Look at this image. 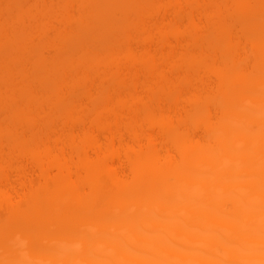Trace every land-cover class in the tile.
Masks as SVG:
<instances>
[{"label":"bare ground","instance_id":"obj_1","mask_svg":"<svg viewBox=\"0 0 264 264\" xmlns=\"http://www.w3.org/2000/svg\"><path fill=\"white\" fill-rule=\"evenodd\" d=\"M6 1L0 0V12ZM74 1L82 11L79 19L71 12ZM229 1V10L188 13V39L164 8L166 3L182 6L179 0H66L61 28L32 50L26 43L35 41L33 35L7 33L19 11L7 12L9 20L4 9L0 54L11 51L13 60L10 52L9 63L0 62V231L18 236L3 249L11 259L2 263L63 264L74 255L73 264H264V0ZM189 3L201 6L198 0ZM29 12L26 16L35 21L37 13ZM149 18L153 24H146ZM85 25L87 32L66 34ZM145 25L148 35L140 42L133 32ZM219 40L223 46L214 43ZM45 43L64 45L54 51L56 61L47 62ZM202 65L208 73L197 79ZM78 93L90 100L91 113ZM174 101L180 107L172 115L162 104ZM240 101L247 111L234 115L239 118L233 125L229 109ZM256 101L263 113L257 107L254 114ZM185 117L203 120V133L213 146L195 137L184 125ZM55 120L64 123L70 151L59 142L52 147L50 136L45 138ZM123 121L131 140L119 130ZM149 126L169 144H161ZM13 146H32L34 175L29 181V165L20 160L18 178L11 180L10 172L19 165L7 152ZM125 165L132 181L123 175ZM72 207L80 223L65 213ZM14 216L31 224L30 230L17 226L18 231L21 222ZM49 225L56 228L53 236ZM71 225L78 230L69 235ZM54 236L67 245L61 256L48 250ZM70 241H75L72 247Z\"/></svg>","mask_w":264,"mask_h":264},{"label":"rangeland","instance_id":"obj_2","mask_svg":"<svg viewBox=\"0 0 264 264\" xmlns=\"http://www.w3.org/2000/svg\"><path fill=\"white\" fill-rule=\"evenodd\" d=\"M19 1V0H18ZM18 1H17V3H15L16 2V0H7L6 1V3H7V5H5V4H2L3 6L2 7H4V6H7V7H5V8H3V11H4V9L6 10L5 11V13L4 14H6L7 12H9L8 13V15L10 16V12L12 13V14H16V12L18 13V11H19V18H18V15H17V17H15V18H17V21L16 20H14L13 22H9V24L6 26L7 28H6V30H7V33L10 31L11 33H8L9 35H12V34H17L18 33V36H23L22 34H25L24 35V37H29L30 35H33V37L35 38V41H33L32 43H30V41H28L27 43H26V46H27V49L28 50H32V46L33 47H35V45L39 42V41H45L48 37L46 36L47 34H48V36L50 37V38H52L53 39V37H54V33H53V31H56V29H59V28H61V19H62V17H63V14L65 13V9H66V0H21V2L20 3H18ZM116 1H121V0H116ZM179 1H182V3H181V5L182 6H174V7H171L170 5H167V3L165 4V6H164V8L165 9H167L168 8V10H167V13H166V15L168 16V17H170L171 19H173V21L174 22H176V28H177V30H178V32L179 33H183V35L185 36V37H187L188 39H190V33L192 32L191 31V28H192V25H191V23H190V20L188 19V13H191V12H195V13H197V11H200L201 13H203V11L205 10V11H214V12H216V11H219V10H229V9H231V3H230V1L229 0H227L228 2L225 4V3H209L208 2V0H198V2L199 3H201V6H197L196 8H192V4H190L189 2H191V0H179ZM251 1H256V0H251ZM73 2V1H72ZM17 4V5H16ZM167 5V6H166ZM192 5V6H191ZM175 7H177V9L175 8ZM262 7H263V10H264V3H263V5H262ZM1 9V8H0ZM8 9V10H7ZM157 9V8H156ZM33 11V15H35L36 13H37V15H36V17L38 18V20L36 19V17H34V20L35 21H37V22H35V21H33L32 19H31V17H28L29 16V11ZM46 10H50V17H48L47 16V12H46ZM163 10V9H162ZM162 10H161V12H162ZM179 12H178V11ZM2 11V10H1ZM2 11V12H3ZM20 11H22L23 12V14H21V12ZM155 10L153 9V11L152 12H154ZM2 12H0V13H2ZM29 12V13H28ZM71 12H72V14L76 17V18H80L81 17V15H82V11H81V9H80V7H79V5L77 4V3H75V1H74V4H73V8H72V10H71ZM178 12V13H177ZM176 13V14H175ZM26 14H28V16H26ZM2 16H3V13L1 14ZM7 14H6V16L8 17V19L10 20V18H9V16H8ZM22 15H24V16H22ZM115 15L117 16V17H121V15H120V13H119V11H117L116 13H115ZM180 15V16H179ZM250 18H255L256 17V12H251L250 14ZM5 16V15H4ZM4 16L2 17V19L0 18V20L2 21L3 19H4ZM5 16V18H7ZM23 17V18H20V17ZM25 17V18H24ZM28 17V18H27ZM12 19V18H11ZM5 20V19H4ZM19 20V21H18ZM150 20V18L149 19H146V24H153L154 23V21L152 20L151 22H148V21ZM256 20V19H255ZM203 21V20H202ZM263 22H264V19H263ZM2 23H3V21H2ZM104 23V22H103ZM246 25H249V21H245L244 22ZM40 26H39V25ZM35 25V26H34ZM42 25V26H41ZM33 26V27H32ZM84 26V25H83ZM40 27H44V28H46V30L44 29V28H42V32L45 30L46 32H48V33H42L40 30H39V28ZM247 28H248V26H246ZM35 28L37 29V30H35ZM147 28H149V26H147V25H145V27L143 28V29H137L136 30V32H133V36L137 39V40H139L140 42H142L143 40H145V38H146V36L148 35L147 34V31H146V29ZM33 29V30H32ZM44 29V30H43ZM155 29H157V28H155ZM16 30V32H14L13 33V31H15ZM39 30V31H38ZM48 30V31H47ZM87 30V27H86V25H85V27L84 28H79V27H77V26H75L74 27V29H70L66 34L67 35H70V36H75V35H78L79 33H81V32H87L86 31ZM163 30L166 32V33H170L171 32V28H169V27H166V25L165 26H163ZM33 31V33H34V31H35V33H36V35L35 34H31V32ZM44 31V32H45ZM38 32V33H37ZM29 33H30V35H29ZM40 33V34H39ZM108 33H114L113 31H108ZM42 34V35H41ZM105 35H108L107 34V32L106 33H104ZM109 34V35H110ZM36 37H35V36ZM45 35V36H44ZM16 36V35H15ZM112 36H115L114 34L112 35ZM14 37V36H13ZM31 37V36H30ZM47 37V38H46ZM106 37V36H105ZM109 37V36H108ZM44 38V39H43ZM110 38V37H109ZM41 39H43V40H41ZM51 39V40H52ZM39 40V41H38ZM47 40H50L49 38L47 39ZM114 40V39H113ZM115 40H118V41H124V39H121V37H119V36H117L116 37V39ZM173 40V38H171V41ZM43 41V42H44ZM117 42V41H116ZM215 42H217L219 45H224V41H221V40H219V41H214V43ZM246 42V41H245ZM120 43V42H119ZM33 44V45H32ZM0 45H1V41H0ZM216 45V44H215ZM46 46V47H45ZM45 46L43 47V48H46L45 49V51H44V57H46V60H47V62L49 61V62H54V61H56V59H55V57H53V55H54V51H56L57 49H58V47H60V46H64V45H60V44H54V43H52V44H48L47 43V45H46V43H45ZM1 47V46H0ZM170 46H166V49L169 51L170 50V48H169ZM182 46L179 48L180 50H182ZM1 52V51H0ZM4 52V51H3ZM11 52V51H10ZM10 52H8V51H5L4 52V55L3 54H0V56L1 55H3V56H1L4 60H2L1 58V60H0V62H2V64H7V63H9V60H8V62H7V58L8 57H6L7 55H8V53H10ZM41 52H43V51H41ZM222 53H223V51H221ZM2 53V52H1ZM224 54H225V52H224ZM11 55H13V52H11V54H10V57H11ZM219 56H221V55H219ZM10 57H9V59H10ZM13 57V56H12ZM11 57V59L13 60V58ZM33 57H34V55H33ZM207 57H208V59H209V56L207 55L206 57L204 56V58H205V61H207L208 59H207ZM207 59V60H206ZM12 60H11V62H12ZM210 60V59H209ZM209 60H208V62H209ZM7 62V63H6ZM10 62V63H11ZM4 64V65H5ZM200 69H198V74H196V77H197V79L200 77V76H205L208 72H207V70L205 69V67H204V65H202L201 67H199ZM29 70H30V67H29ZM164 70H166L167 71V73L168 72H170L171 71V69H170V67H169V65H164ZM200 70V71H199ZM207 72V73H206ZM145 73V70H143V69H141L140 70V74H144ZM258 74V75H260V72H258V71H255L254 70V74ZM191 75H194V74H191ZM192 78V82H196L197 81V79L195 78V76L194 77H191ZM194 78L196 79V81L194 80ZM262 78V77H261ZM88 81H90V80H88ZM212 81V80H211ZM83 86H81V88H82ZM85 87V86H84ZM80 88V87H79ZM78 88V89H79ZM84 91L85 89H81V91ZM260 90V89H259ZM262 90V89H261ZM76 91H77V89H76ZM80 91V92H81ZM78 92H79V90H78ZM261 93H262V91H260ZM260 92H259V94L257 93V95H260ZM82 93V95L84 96L85 95V91H84V94H83V92H81ZM81 93H78L79 95L81 94ZM188 94V92H185V94H184V96L185 95H187ZM262 95V94H261ZM82 96V97H83ZM263 96V95H262ZM81 97V95L79 96V98ZM81 97V100L83 99L84 100V102H85V104H86V107H87V112L88 113H91L92 112V105H91V102H90V100H88V98H82ZM258 97V96H257ZM263 97H261V99H262ZM260 99V100H261ZM258 101V100H257ZM252 102L253 103V106H255L256 107V111H255V109H254V114H256V112H257V110H259L260 109V107H259V105L261 104V101H259V102ZM244 102L245 101H240L239 103H237V104H234V105H231L230 106V109H229V114H230V117L228 118V119H230L231 121L230 122H232L233 123V125L235 124L234 122H236V120H237V118H239V114L238 113H242L241 111H247V109H245L244 107H242L243 105H244ZM166 103V102H165ZM181 103V102H180ZM251 103V104H252ZM163 106V108L165 109V110H167V113H170V114H172V115H174L175 114V111H176V109H177V107H180V105H179V103H178V101H174V102H167L166 104H162ZM252 106V105H251ZM46 107H47V105H46ZM255 107H251V108H255ZM257 107L259 108V109H257ZM49 108V107H48ZM211 108H212V110L214 111L215 109H214V106H211ZM250 108V109H251ZM263 108V107H262ZM260 109L261 110V112L263 113V109ZM113 109V108H112ZM117 110H121L122 108H116ZM250 109H249V111H250ZM123 110V109H122ZM259 112V111H258ZM261 112H259V113H261ZM244 113V112H243ZM245 113H247V112H245ZM236 114H238L239 116L235 119V117H233L234 115H236ZM248 114V113H247ZM231 115H232V118H231ZM260 115V114H259ZM87 118V121H86V125H90V124H92V118L91 117H89V116H87L86 117ZM129 119V118H128ZM185 119V122H184V125L186 126V127H188V128H190L192 131H193V133L195 134V137L197 138V139H201L202 141H200L201 143H203V142H205V143H208V145H209V142L210 141H212L211 139H208V138H206L205 137V135H204V133H203V130H202V126H201V124L202 125H204L203 124V120L201 121V124L200 123H197L196 122V120H199V119H197V118H195L194 119V117H192V118H188V117H185L184 118ZM227 120V119H226ZM238 121V120H237ZM75 125H76V123H79L78 122V120H76V121H72ZM105 122V121H104ZM41 123V124H40ZM39 124L41 125V127L42 128H45L46 127V124L44 123V122H40ZM143 125H145L146 126V124H144V123H142ZM226 125H227V121H226ZM229 125V124H228ZM230 125H231V123H230ZM229 125V126H230ZM233 125H231V126H233ZM52 127H53V130L52 131H49V133H48V135L47 136H45V135H41L42 137H44L45 136V138L46 137H48V136H50V137H48V143L52 146V147H54V148H56L57 147V145H56V143L57 142H59L60 143V145H62L63 147H65L66 148V150H68V151H70L71 150V146L67 143V137H66V133H64V134H62V128L64 127V123L62 122V121H58L57 120V122H56V120H55V123H53L52 124ZM149 127H151V126H149ZM95 129H96V131L98 132V134H100L101 135V130L98 128V127H94ZM229 128V127H228ZM119 130L123 133V135H124V137L127 139V140H131L132 139V137H131V132L130 131H128V129H127V127H126V125H125V122L123 121V123H120L119 124ZM148 131H152L153 133H156V135L159 137V142L161 143V144H169V142H168V140L164 137V136H160V135H158V133H157V131H156V129L154 128V127H151V128H148ZM215 132V131H214ZM220 132V131H219ZM60 133V134H59ZM43 134V133H42ZM218 134V133H217ZM216 134V135H217ZM223 134V136H224V133H221V135ZM60 135V136H59ZM211 135V134H210ZM209 135V136H210ZM213 135H215V134H213ZM40 136V135H39ZM40 136V137H41ZM102 136V135H101ZM218 136V135H217ZM220 136V135H219ZM218 136V137H219ZM223 136H220V137H223ZM37 137V136H36ZM211 137H214V136H212L211 135ZM101 138H103V137H101ZM27 141L29 142V141H31L32 142V140H31V135L30 134H27ZM44 139V138H43ZM104 139V138H103ZM213 139V138H212ZM56 140H58V141H56ZM209 140V141H208ZM204 143V144H205ZM213 142H210V145L209 146H213V145H211ZM217 143V142H216ZM216 145V144H215ZM14 147V146H13ZM209 148H211V147H209ZM31 149H32V146H28L26 149H24V148H22V147H18V146H15L12 150H8L7 152L8 153H11V160L10 161H12V160H14L13 162L15 163L14 164V166H17L20 162L19 161H17V163H16V160H20V161H22V162H24V163H26V164H24L25 166L26 165H29V167H30V169H29V167H27L28 168V172H27V175H28V180H26V179H24V180H26V181H29V178L31 177V176H33L34 174H33V164L30 162L31 161V154H32V151H31ZM172 149V153L174 154V155H178L177 153H176V151L175 150H173V148L171 147L170 148V150ZM214 151H215V153H216V151H217V147L216 148H214ZM171 152V151H170ZM213 152V151H212ZM214 153V152H213ZM218 154H219V151L217 152V157H218ZM13 155V156H12ZM216 155V154H215ZM214 156V155H213ZM212 156V157H213ZM176 157V156H175ZM178 158H180V157H177V159ZM13 162H11V163H13ZM22 164V163H21ZM12 165V164H11ZM13 166V167H14ZM19 166H20V164L18 165V168L16 169L15 167H14V169H16V171L14 170H12V172H10L11 173V180H15V178H18V175H16L18 172H17V170L18 169H20L21 168V166H20V168H19ZM10 168H12V166L10 167ZM10 168H8V169H10ZM123 168V169H122ZM121 169L123 170V175H126V176H128V177H126V179L127 180H131L132 181V179H129V178H131V172H130V170L129 169H127V167H126V165L125 166H123V167H121ZM17 172V173H16ZM8 176H9V173H8ZM26 178V177H25ZM153 178V177H152ZM154 179H155V177H154ZM153 179V180H154ZM1 180V179H0ZM152 180V179H151ZM150 180V181H151ZM149 182V181H148ZM4 183V182H3ZM150 183H152V182H150ZM154 183V182H153ZM1 184H2V181H1ZM112 184V183H111ZM132 184H134V183H132ZM143 184V183H142ZM139 185H141V184H139ZM148 185V184H147ZM147 185H145V186H147ZM111 186V185H110ZM114 186V185H113ZM112 186V187H113ZM143 185H141V187L139 188L138 186L136 187V189H141V188H143L142 187ZM144 186V187H145ZM149 186V185H148ZM153 186H154V184H153ZM115 187V186H114ZM87 188V187H86ZM133 188V187H132ZM153 188V187H152ZM134 189V191H137L135 188H133ZM145 189V188H144ZM148 189V187H146V190ZM153 189H155V188H153ZM156 189H157V187H156ZM126 190H129V188H126ZM148 190H150V189H148ZM140 191V190H139ZM139 191H138V194H139ZM152 191V190H151ZM141 192V191H140ZM142 193V192H141ZM137 198V197H136ZM144 200H146V199H144ZM146 202V201H145ZM68 207H66V209H67ZM44 209V208H43ZM2 211V210H1ZM68 211V212H67ZM74 211H75V209L72 207V208H70L69 210H66L65 211V213L66 214H70V215H72V216H69L70 218L71 217H73L72 218V222L73 223H75V224H77V223H80L81 222V218H76V215H75V213H74ZM5 215V214H4ZM7 215L9 216V214L7 213ZM46 216V215H45ZM44 216V217H45ZM6 217L7 216H5V217H3V219L1 220V221H4L5 219H6ZM109 217V216H108ZM9 218V217H8ZM15 218V219H14ZM14 218H13V221H15L16 219H19V218H21L20 216H18L17 218L14 216ZM45 218H48V215L45 217ZM44 218V219H45ZM23 219V218H22ZM43 219V220H44ZM21 219H19L18 220V222L20 221ZM46 221H47V219H45ZM111 220V219H110ZM110 220H108V221H110ZM17 221V220H16ZM71 221V220H70ZM18 222H15L16 224L18 223ZM21 222V221H20ZM43 222H45V221H43ZM31 225V224H30ZM29 224H27V223H25V222H21V225H16V228H17V226H18V228H20L19 230H23L22 232H27L28 231V229L30 230V228L29 227H31ZM21 226V227H20ZM50 227H48V229L47 230H49V231H51V233H52V236H53V234H56L57 233V231H56V228H55V226L54 225H49ZM71 227H78V225H76V226H74V225H71L70 226V229H72V230H70L68 233H69V235H71V231H74V230H78V228L77 229H75V228H71ZM16 228H15V230H16ZM18 228H17V230H18ZM24 229H26L27 231H25ZM74 229V230H73ZM2 230V229H1ZM16 230V231H17ZM18 230V231H19ZM43 231V230H42ZM43 232H45V231H43ZM56 232V233H55ZM77 231H74V233H76ZM46 233V232H45ZM44 233V234H45ZM58 233H62V232H58ZM67 233V232H66ZM74 233H73V235H74ZM11 234V235H10ZM41 234H43V233H41ZM40 234V235H41ZM63 234H65V233H62V236H63ZM18 235H14V236H12V233L9 231L8 232V230H6V229H4L3 228V230L2 231H0V238H1V240H2V243H0V245L2 246L1 248H0V264H4V263H2L3 261L4 262H6V259L7 258H9V256L6 258L5 256V252H3L4 250V248H5V246H7V244L8 243H10L11 241H12V239H15V237H17ZM58 236V234L56 235V237ZM75 236H78V234H75ZM75 236H74V238H75ZM29 237V236H28ZM71 236H69V238H70ZM54 239H56L55 238V236H54ZM58 239V238H57ZM57 239H56V241H55V244L54 245H52V244H50L49 246L51 247V248H47V247H49V246H46V251L48 252V250L50 251V252H52L53 254H55V255H57V256H61V251H60V249L61 248H65V247H67V245L65 244V243H63V242H61L62 241V239L61 238H59V240L61 239V241H57ZM65 239H68V238H66V236H65ZM1 240H0V242H1ZM69 240V239H68ZM68 240H65V241H67V242H69ZM53 241V240H52ZM51 241V242H52ZM72 241H73V238H72ZM72 241H70V245L68 246V247H72V245L73 244H75V241L74 242H72ZM54 242V241H53ZM71 242L73 243L72 245H71ZM41 248H42V246H41ZM48 249V250H47ZM66 249H68V248H66ZM89 248H87V254L89 253V250H88ZM42 250L44 251V245H43V248H42ZM62 250V249H61ZM63 251V250H62ZM45 252V251H44ZM14 255V254H13ZM71 258H69L68 260H65V262L63 263V264H73L74 262H73V260L75 259V256L74 255H71L70 256ZM88 257V256H87ZM90 257V256H89ZM88 257V258H89ZM9 259H11V256H10V258ZM9 259H7L8 261L7 262H9ZM15 259H17V258H15ZM30 259V258H29ZM28 260V259H27ZM96 264H99V262H97ZM101 264V263H100Z\"/></svg>","mask_w":264,"mask_h":264}]
</instances>
